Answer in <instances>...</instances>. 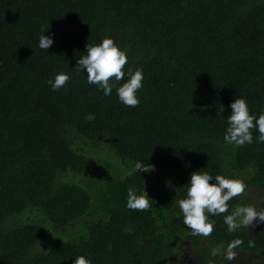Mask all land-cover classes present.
Segmentation results:
<instances>
[{
	"label": "trees",
	"instance_id": "1",
	"mask_svg": "<svg viewBox=\"0 0 264 264\" xmlns=\"http://www.w3.org/2000/svg\"><path fill=\"white\" fill-rule=\"evenodd\" d=\"M41 26L55 35L48 52ZM106 36L127 51L125 68L143 67L136 107L73 70ZM58 72L71 79L53 91ZM237 96L264 112V0H0V264H173L184 247L225 264L211 249L236 238L258 252L264 235L229 233L228 213L193 236L177 205L198 170L245 181L229 212L264 190L258 132L252 144L223 140ZM136 161L154 170L130 174ZM133 185L149 210L126 207Z\"/></svg>",
	"mask_w": 264,
	"mask_h": 264
},
{
	"label": "clouds",
	"instance_id": "2",
	"mask_svg": "<svg viewBox=\"0 0 264 264\" xmlns=\"http://www.w3.org/2000/svg\"><path fill=\"white\" fill-rule=\"evenodd\" d=\"M48 28L41 26L38 47L46 50L55 42V35H45ZM129 64L127 51L122 49L112 37H104L98 43L86 45L85 54L77 60V66L73 69L77 74L84 73L87 83L95 85L103 92L104 96H111L115 88L120 103L128 107H136L140 104L139 90L143 87V67L133 68ZM127 77V79H125ZM71 79L65 72H58L47 83L53 91H59ZM123 81V83H120ZM192 101L189 108H196ZM203 111L207 105L199 106ZM231 114L227 116V128L223 140L227 145L243 146L254 142L253 129L258 132L255 142L264 143V112L258 116L253 114L244 96H237L230 104ZM149 166L151 170L149 171ZM154 170V166L143 161L130 163V174L148 173ZM185 195L178 199L177 205L183 214V223L190 229L193 236L209 237L214 231L212 216H223V222L227 225L229 233L238 229L249 227L254 223L264 222V211H260L253 204H237L229 212V201L240 196L246 190L243 179L235 176L216 174L213 176L207 171H195L185 184ZM146 188L136 186L127 188L126 207L132 210H149L152 205ZM253 246V241H249ZM243 244L242 239L236 238L230 241L226 249L213 247L211 256L215 257L224 251L225 259L232 260L235 249ZM73 264H93L91 258L84 254L75 256ZM211 264V262H210Z\"/></svg>",
	"mask_w": 264,
	"mask_h": 264
},
{
	"label": "flooded vegetation",
	"instance_id": "3",
	"mask_svg": "<svg viewBox=\"0 0 264 264\" xmlns=\"http://www.w3.org/2000/svg\"><path fill=\"white\" fill-rule=\"evenodd\" d=\"M256 191L259 192H263L264 190H258L256 189ZM247 197H248V202L250 204H253L257 207V201L258 200H252V196L254 197V194L251 195V193L247 192ZM260 211H264L263 209H260ZM249 234L253 235V236H260L261 234L264 235V222L262 223H254L252 226L249 227ZM221 249H226V247L224 245L219 246ZM237 250H235V256L232 260H227L225 259V254L224 251H221V259L222 261H225V264H264V247H262L261 249H259L258 252H245L242 250H247V249H242V248H236ZM191 251V249L189 250V252ZM186 252V256H190V257H196L197 256V251H193V254L196 256H191ZM197 258V257H196ZM178 260V256H176L174 258V262H176ZM199 260V258H198ZM200 264V263H199Z\"/></svg>",
	"mask_w": 264,
	"mask_h": 264
},
{
	"label": "rangeland",
	"instance_id": "4",
	"mask_svg": "<svg viewBox=\"0 0 264 264\" xmlns=\"http://www.w3.org/2000/svg\"><path fill=\"white\" fill-rule=\"evenodd\" d=\"M103 163L107 164L109 163V161L103 159ZM251 195L254 194V197L252 196V200H258L257 201V208L263 209L264 208V191L263 192H259L256 190H252L250 191ZM186 252H189V248L184 247V248H180V254L178 255L183 261H179V262H173V264H199V260L196 257H190V256H186Z\"/></svg>",
	"mask_w": 264,
	"mask_h": 264
}]
</instances>
